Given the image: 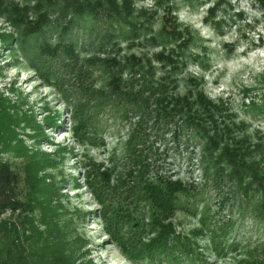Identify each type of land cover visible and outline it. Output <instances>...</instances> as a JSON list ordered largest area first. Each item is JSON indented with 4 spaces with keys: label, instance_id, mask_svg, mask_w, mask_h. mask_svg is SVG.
<instances>
[{
    "label": "rangeland",
    "instance_id": "1",
    "mask_svg": "<svg viewBox=\"0 0 264 264\" xmlns=\"http://www.w3.org/2000/svg\"><path fill=\"white\" fill-rule=\"evenodd\" d=\"M215 1L172 0L177 22L188 27L198 38L188 53L198 54L205 67L202 69L189 59L186 69L177 76V91L180 94L186 92L190 77L201 78L207 97L226 101L236 115L235 121L246 123V134L253 137L254 142L264 144V11L257 0H224L216 14L215 20L220 21L219 32H216L212 24L205 21ZM134 2L137 9L156 13L149 35L157 33L166 14V3L157 6L154 0ZM3 3L5 6L23 4L22 0H4ZM113 30L97 19L84 18L63 35L60 26L53 23L46 33L30 37L26 47L21 49L15 47L14 28L0 14V36L3 33L14 35L10 45H3L0 40V92L16 105L18 124L15 132L28 150L51 154L57 161V167L38 170V177L48 184L41 189L49 187L52 177L56 181L66 178L63 183L59 182V196L53 200L54 205L60 202L64 206L58 216L61 241L74 250L77 263L90 259L93 264H173L159 254L154 262L142 257L133 260L124 255L123 245L129 237L135 236L140 243L144 242L153 236V228L146 226L144 232H136L133 225L126 230H117L106 224L104 207L91 190L111 195L124 211L134 212L135 199L130 201L131 193L126 192L129 182L119 185L113 194L99 179L92 180L90 187L84 182L86 177H95L97 168L100 171L110 168L113 173L109 182L111 186L115 185L116 174L120 173L124 178L131 151H135L145 155L146 163L150 164L146 177L165 175L192 185L188 194L179 196L178 208L169 220L176 233L190 240L191 248L202 259V264H245L251 259L248 252L253 250L251 255L264 264L261 192L252 191L246 198L227 181L216 187L210 177L206 179L199 166L201 146L198 136L184 130L179 139H175L171 135L176 130L174 123L151 128V122L143 120L140 139L131 144L130 152L127 150L126 141L138 131L139 119L133 111L125 113L115 101L110 106L97 92L109 77L108 68L99 59H116L124 63L130 55L149 58L156 67L154 79L163 75V69L152 58L160 48L154 47L150 40L142 38L131 42L116 34L108 36ZM45 40L52 46L59 41L72 42L74 56L67 60L63 53L57 57L43 53L37 44ZM129 78L128 72L122 74L123 82ZM136 78L142 79L139 75ZM125 86L129 85L122 87ZM82 105L89 107L82 110ZM24 113L32 114L31 126L42 127L45 138L39 143L35 142V129L26 127L28 117ZM54 113L56 125L48 128L44 125L45 117ZM81 120L86 129L77 130ZM60 148H66L65 152H58ZM256 155L258 159H264V150H258ZM4 156L21 176L25 175L26 158L13 153ZM29 167L33 173L35 167ZM76 182L78 188H74ZM28 188L24 185L23 192ZM223 197H228V201L221 204ZM137 199L138 209L134 215L137 222L147 224L150 221L149 205L140 202L141 198ZM83 213L85 215L81 216ZM39 215L36 209V221H39ZM6 220L13 221L5 214L0 217V224ZM84 251H88L85 258L81 257Z\"/></svg>",
    "mask_w": 264,
    "mask_h": 264
},
{
    "label": "trees",
    "instance_id": "2",
    "mask_svg": "<svg viewBox=\"0 0 264 264\" xmlns=\"http://www.w3.org/2000/svg\"><path fill=\"white\" fill-rule=\"evenodd\" d=\"M154 1L157 6H164L166 3V14L162 18L160 29L151 35L152 19L156 13L137 9L134 0H22L21 6L14 3L5 6L4 0H0V14L14 28L17 38L15 47L21 49L26 47L30 37L46 33L53 23L59 25L60 32L65 35L84 18L97 19L108 27H113L114 32L108 36L116 34L131 42L142 38L150 40L154 47L160 48L152 56L163 69L160 78L154 79L156 67L149 58L130 55L125 58L124 63L116 59H99L108 68L109 77L97 92L110 106L115 101L125 113L133 111L139 119L138 131L126 141L127 150L130 152L131 144L140 139L143 120L151 122V128L167 127L169 123H174L176 130L171 135L175 139H179V134L184 130L198 136L201 146L199 166L206 179L210 177L209 180L216 187L227 181L246 198L250 192L260 191L264 201V159H258L256 155L258 150H264V144L261 141L254 142L253 137L246 134V123L235 121L236 115L231 112L226 101L207 97L201 78L190 77L186 92L178 93L177 76L186 69L189 59L197 62L202 69L205 68L198 54L188 53L198 38L188 27H182L177 22L173 15L175 7L172 0ZM223 1L216 0L205 18L216 32H219L220 26L219 19L215 20L216 14ZM257 2L264 11V0ZM13 39L14 35L10 33L0 36L3 45H10ZM37 46L43 53L54 57L60 56V53L67 60L74 56L72 42L64 44L59 41L52 46L45 40ZM124 72H128L130 78L123 82ZM137 75L142 79H137ZM123 85L129 86L122 87ZM81 107L84 110L89 105ZM16 110L15 103L0 92V217L9 214L13 220L0 224V264H93L90 259L77 263V259L73 257L74 250L67 242L61 241L59 235L62 230L59 228L58 216L64 206L60 202L54 205L53 200L59 196V184L66 178L61 177L60 181H56L52 177L49 187L41 189L48 184L38 177V170L57 167V161L51 154H39V150L30 151L24 146L23 140L15 132L18 124ZM24 114L29 122L26 127L35 129V142L39 143L40 139L45 138L42 127L31 126L32 114ZM44 125L48 128L56 125L55 113L45 117ZM76 129H86L85 123L81 120ZM63 150L65 152L66 148H60L58 152ZM131 152L128 171H125L124 178L120 173L116 174L115 185L111 186L109 182L113 173L110 168L104 171L97 168L95 177H86L84 181L90 187L92 180L99 179L111 194L119 185L129 182L126 192L131 193L130 201L135 199L134 212L138 209V197L141 198L140 202L149 205L150 221L147 224L143 221L139 223L134 212L124 211L122 205H117L114 197L101 194L96 189L91 190L97 202L104 207L107 225L115 226L117 230H126V227L133 225L136 232H144L146 226L155 230L153 236L141 243L139 238L129 237V241L123 245L124 255L133 260L142 257L154 262L159 254L173 264H202V259L191 248L190 240L176 233L169 220L178 208L179 196L188 194L192 185L165 175L146 177L145 173L150 167L146 163V156ZM5 153L27 159L24 176L12 167L5 158ZM39 162L44 165H38ZM29 165L35 167L33 173ZM134 169L136 170L133 171ZM22 183L29 187L28 191L23 192ZM78 186L79 183H74V188ZM39 195L43 197L40 198ZM226 201L228 197H223L219 203L224 204ZM36 209L40 213L39 221L34 218ZM84 215L85 213L81 216ZM253 251L248 252L251 259L245 264H260L258 257L251 255ZM87 252H82L81 257L85 258Z\"/></svg>",
    "mask_w": 264,
    "mask_h": 264
}]
</instances>
